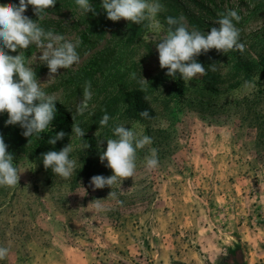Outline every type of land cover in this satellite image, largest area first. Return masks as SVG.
<instances>
[{
    "label": "rangeland",
    "instance_id": "1",
    "mask_svg": "<svg viewBox=\"0 0 264 264\" xmlns=\"http://www.w3.org/2000/svg\"><path fill=\"white\" fill-rule=\"evenodd\" d=\"M63 2L56 0L50 9ZM90 3L100 6L103 19L102 0ZM160 3L161 23L168 16L183 17L189 31L205 33L219 27L214 22L220 14L235 10L245 51L202 53L195 59L207 74L186 82L160 68L151 29L124 19L106 21L99 39L94 36L77 48L79 62L58 69L54 79L35 59L40 49L32 45L23 50L40 87L56 97L57 113L43 133L24 137L16 124L10 138L0 114L7 151L27 169L17 187H0V246L9 248L0 264H223L236 246L244 264H264V5L258 7L257 0ZM5 4L18 5L19 0ZM44 14L42 18L70 25L81 10ZM24 15H34L32 6ZM76 30L67 29L63 36L75 42L83 27ZM134 32L133 40L125 42ZM213 63L215 71L209 68ZM86 81L92 99L80 115L75 109ZM245 82L256 87L246 89ZM145 110L151 119L140 116ZM105 114L110 119L101 127ZM63 119L66 140L48 144L52 132L62 131ZM74 122L86 131L83 141L72 134ZM117 125L142 131L152 144L137 151L136 173L122 181L123 192L118 185L93 191L92 176L113 174L99 155L106 140L116 138ZM69 143L77 169L64 180L46 170L40 157ZM85 143L89 147L82 150ZM150 148L157 149L159 158L152 171L144 167ZM110 191L122 204L107 198ZM95 199H104L106 210H93Z\"/></svg>",
    "mask_w": 264,
    "mask_h": 264
},
{
    "label": "clouds",
    "instance_id": "2",
    "mask_svg": "<svg viewBox=\"0 0 264 264\" xmlns=\"http://www.w3.org/2000/svg\"><path fill=\"white\" fill-rule=\"evenodd\" d=\"M55 4L56 0H19L18 5L0 4V114L7 113L6 126L19 124L24 137H32L50 129L57 113V100L54 95L46 94L40 87L41 83L38 82L34 69L25 62L23 50L32 45L40 49L41 55L35 59L48 68V79H54L53 74H56L58 69H68L80 60L77 52L81 44L79 39L75 42L68 41L61 34L46 31L38 23L42 14ZM75 4L84 15L88 12L96 14L90 0H75ZM29 6H32L38 18L35 21L24 15ZM101 8L110 21L124 19L151 29L152 38L156 40L159 66L168 70L166 75L169 77L175 78L179 75L180 79L189 82L198 75H206L205 66L198 63L195 57L206 54L211 49L224 54L230 51H245V45L240 42V29L234 23H238L241 16L235 10L220 14L214 22L219 27H212L205 33L195 28L189 31L182 23L183 17L168 16L164 23H161L158 15L164 11V5L160 0H102ZM5 49L10 52L19 50V53L15 56L9 55ZM214 65L215 63L209 65L212 71L216 70ZM132 78L135 79V73ZM244 87L251 90L256 85L245 82ZM91 99V82L86 81L82 99L76 105V114L82 115L88 109ZM140 116L144 119L152 118L146 110L140 112ZM109 119L107 114L103 115L99 121L100 126H107ZM85 132L79 124L73 123L72 134L77 138L82 140ZM65 135L63 131L57 132L55 136H50L47 143L55 145ZM113 135L116 138L107 139L106 150L101 151L99 155L100 162L103 164L107 161L106 167L111 169L113 174L109 177L92 176L89 185L93 191L105 187L112 189L113 185H118L121 190L122 181L132 178L136 173L137 151L152 144L151 137L124 125L115 126ZM100 142L98 140V145ZM88 147V143L81 145L82 150ZM7 149L8 145L3 136H0V187L14 188L18 186L20 174L27 169H21L15 163L14 155ZM72 151L73 147L69 143L59 151L42 153L40 159L43 167L64 180L70 179L77 169V160L70 158ZM149 153L144 157V167L152 171L159 167V158L156 148H150ZM107 198L122 204L114 191H110ZM103 200H93L90 203L91 208L96 212L106 210L107 206ZM8 255L9 248L0 246V261L5 260Z\"/></svg>",
    "mask_w": 264,
    "mask_h": 264
},
{
    "label": "trees",
    "instance_id": "3",
    "mask_svg": "<svg viewBox=\"0 0 264 264\" xmlns=\"http://www.w3.org/2000/svg\"><path fill=\"white\" fill-rule=\"evenodd\" d=\"M254 1H256V0H254ZM257 1L259 2L258 7H261L262 5H264L263 0H257ZM0 4H5V0H0ZM70 7H74V8L78 7L75 4V0H64V2L62 4H59L58 6L54 7L53 9L48 8L47 10L48 11L56 10L57 13H59L61 8H65L66 11H68L70 9ZM94 9H95V12H96L95 15L93 14V12H88V13H86L84 15L82 13V11H81V14L78 17V20L75 23H72L70 25H67V24L63 25L61 21H54L52 19H49V18L45 19V18H42V17L38 20V23L46 31L47 30H51V31H53L55 33H58V34H61V35H63L65 30H67V29L76 30L80 26L83 27L82 32L79 33V40L81 41V45L83 46L84 44L90 43L91 40H92V37H94V36H98V39H99L101 37V34L104 31V28L106 27V21H108V19L106 18V13L104 12V10H102L103 19L98 17V11L100 9V6L96 5V3L94 4ZM43 15H45V14L43 13L42 16ZM31 19L35 21L38 18L34 14V15L31 16ZM135 36L136 35H135V32H134V33L131 34L130 37L129 36L126 37L125 38L126 40H124V41L125 42L131 41V40H133V38ZM96 58H97V56H96ZM130 105H134L133 102ZM3 118H4V121H6L8 119V116H7L6 112L4 113ZM66 126L67 125L65 124V120L63 119L61 124H60V126L58 128H63L61 130L64 132ZM9 127H10L9 128L10 132H9L8 135H6L7 138L11 137V134H12V131H13L12 130V126L9 125ZM51 135L55 136V132H52ZM63 139L66 140V135L64 136ZM229 256H230V258L228 260L224 261L223 264H244L242 253H241V250H240L239 246H236L235 250H231L229 252Z\"/></svg>",
    "mask_w": 264,
    "mask_h": 264
}]
</instances>
